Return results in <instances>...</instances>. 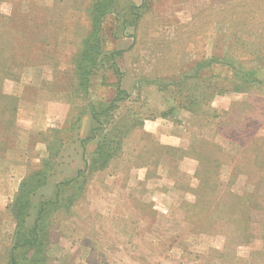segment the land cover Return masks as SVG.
<instances>
[{
  "label": "rangeland",
  "instance_id": "rangeland-1",
  "mask_svg": "<svg viewBox=\"0 0 264 264\" xmlns=\"http://www.w3.org/2000/svg\"><path fill=\"white\" fill-rule=\"evenodd\" d=\"M94 2L0 0V264H264V0Z\"/></svg>",
  "mask_w": 264,
  "mask_h": 264
},
{
  "label": "trees",
  "instance_id": "trees-1",
  "mask_svg": "<svg viewBox=\"0 0 264 264\" xmlns=\"http://www.w3.org/2000/svg\"><path fill=\"white\" fill-rule=\"evenodd\" d=\"M141 2H142V0H141ZM140 4L141 5H136L133 2V0H95V2L92 4V6L90 8V13H91V17H92V24H93L92 28L93 29L89 33V36H95V31H97V32L102 31L103 23L105 21L104 20L105 16L107 14H109L110 12L116 13V15H119L120 14L119 13L120 7H121L120 8L121 13H122V11H124V12L121 14L122 16L119 17L118 20L117 19L114 20V22H113L114 28L112 30V33H110V36L113 39H118L119 37L126 36L127 33L125 34V31H123V30H125L127 28L126 24L127 23L129 24V22H131V20L128 17H126L125 15L131 14V16L136 17L137 16L136 14H138V10L144 5L143 2ZM123 7L125 8V10ZM134 12L136 13L135 15H134ZM110 25H111V23H110ZM131 25H133V28H134V24L132 23ZM99 40H100V36L98 35V37H96L94 42L88 43L86 41L84 46L81 48V50H82L81 57L83 56L84 58H87V54L89 53L88 50H92L91 48L93 46H95L94 43H98ZM122 52H123V50H121V49H115L112 52H110V57H112V59L118 58ZM213 58H214V60L217 59L219 61L226 62L229 65V67L232 66V69H233L232 77H234L236 79V80H234L236 83L235 89H240V86L237 85L238 82L245 84L248 82H255L257 80L254 71H252V72L242 71L241 63H238L236 61V59L232 58V56L225 57V58L224 57L218 58V57L212 56L210 59H213ZM210 59L209 60L204 59L203 61L198 62V66L204 65V64H205V66L208 65L209 64L208 62L211 61ZM231 60H233V61L231 62ZM115 64H116V60H114V63L112 65L114 66V71L118 72V69L116 68ZM178 84H180V82H178ZM114 90H115V94L112 97V99H111V101H110V103L106 109H109L110 107H112L113 104L116 103L120 99L119 95L123 94L125 92L124 90H122L120 88V85L118 82L116 83ZM178 106H181V103L178 104ZM98 114H100V111ZM92 115H93L92 119L97 122V120H96L97 118H95V112L94 111H93ZM45 204L40 205L39 210L37 211L36 216L33 219V226L31 227V229L28 232L23 233L22 237H19L17 239V243H18V245H20V247L26 245L27 248L33 249V247L37 244V241H39L38 242L39 246L40 245L43 246V241H44L46 235H44L43 229H42V227H40L39 220L42 218V212L44 211V208H45L44 205ZM31 249L22 250L23 252L22 251L21 252L23 255H25V254L29 253V251ZM39 252H40V250H35V252H33V253L36 255V253H39ZM9 259H10L9 264H15V256L13 253L10 254Z\"/></svg>",
  "mask_w": 264,
  "mask_h": 264
},
{
  "label": "crops",
  "instance_id": "crops-1",
  "mask_svg": "<svg viewBox=\"0 0 264 264\" xmlns=\"http://www.w3.org/2000/svg\"><path fill=\"white\" fill-rule=\"evenodd\" d=\"M133 2H134L136 5H138L139 3H141V0H139V3H136L134 0H133ZM125 38H126V37H123L122 40L125 39ZM122 40H121V41H122ZM131 43H132V42H131ZM131 43H130V44H131ZM130 44H129V45H130ZM129 45H128V46H129ZM116 49H121V50L124 51V49H123L122 47H121V48L118 47V48H116Z\"/></svg>",
  "mask_w": 264,
  "mask_h": 264
}]
</instances>
